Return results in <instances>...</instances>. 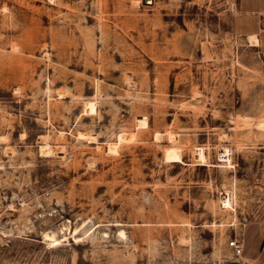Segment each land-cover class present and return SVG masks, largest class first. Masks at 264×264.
Masks as SVG:
<instances>
[{"label": "rangeland", "instance_id": "1", "mask_svg": "<svg viewBox=\"0 0 264 264\" xmlns=\"http://www.w3.org/2000/svg\"><path fill=\"white\" fill-rule=\"evenodd\" d=\"M232 259L264 264V0H0V264Z\"/></svg>", "mask_w": 264, "mask_h": 264}, {"label": "built area", "instance_id": "2", "mask_svg": "<svg viewBox=\"0 0 264 264\" xmlns=\"http://www.w3.org/2000/svg\"><path fill=\"white\" fill-rule=\"evenodd\" d=\"M229 245L232 248L233 253H235V254L240 253V251L242 249V244H241V242L238 239H235V238L231 239L229 241Z\"/></svg>", "mask_w": 264, "mask_h": 264}, {"label": "water", "instance_id": "3", "mask_svg": "<svg viewBox=\"0 0 264 264\" xmlns=\"http://www.w3.org/2000/svg\"><path fill=\"white\" fill-rule=\"evenodd\" d=\"M227 264H248V263H245V262L240 261L238 259H232Z\"/></svg>", "mask_w": 264, "mask_h": 264}, {"label": "bare ground", "instance_id": "4", "mask_svg": "<svg viewBox=\"0 0 264 264\" xmlns=\"http://www.w3.org/2000/svg\"><path fill=\"white\" fill-rule=\"evenodd\" d=\"M121 234H123V232H121Z\"/></svg>", "mask_w": 264, "mask_h": 264}]
</instances>
